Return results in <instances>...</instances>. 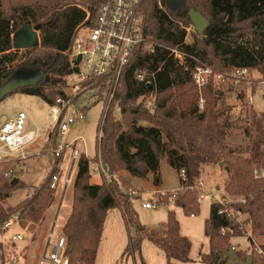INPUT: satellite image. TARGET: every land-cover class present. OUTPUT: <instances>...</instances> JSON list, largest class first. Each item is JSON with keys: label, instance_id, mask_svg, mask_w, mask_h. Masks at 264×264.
Segmentation results:
<instances>
[{"label": "trees", "instance_id": "obj_1", "mask_svg": "<svg viewBox=\"0 0 264 264\" xmlns=\"http://www.w3.org/2000/svg\"><path fill=\"white\" fill-rule=\"evenodd\" d=\"M80 2L88 7L91 17L96 15L99 1ZM191 9L209 25L202 36L193 29V41L186 44ZM85 16L73 6V0H0V86L19 70L41 72L43 79L37 86L14 93L36 96L48 107L54 106L67 87L71 63L66 54L79 27L87 24ZM139 17L142 42L133 46L113 101L99 122L96 157L79 153L74 162L77 174L71 210L62 227L66 257L71 264H94L107 213L118 207L127 227H134L123 256L139 253L147 239L163 252L167 264L190 262L191 242L180 234L174 211L157 231L145 230L136 221L133 197L127 192L129 182L122 177L114 179L120 172L138 179L151 173L158 187L159 164L164 159L178 173L181 188L192 187L204 165L223 164L228 176L224 196L242 199L228 205L235 218L219 204L210 206L204 222L209 251L200 253L198 262L229 264L232 240L250 233V264H264V243L254 248V239L264 240V111L259 116L246 111L249 124L243 132L247 145L228 147L226 138L234 125L225 115L230 108H218L224 92L215 89L211 80L199 90L193 80L197 66L225 75L248 69L264 78V0H143ZM24 25L37 32L40 45L19 56L12 47V36ZM171 48L185 55L182 65L170 55ZM104 81L89 83L86 90L99 88L102 92ZM115 108L119 109V119L113 114ZM58 138L59 127L55 126L49 136L51 147ZM96 158L112 177L110 183L90 182ZM60 161L54 158L41 184L15 207H8L7 201L26 186L17 178L7 180L4 173L8 164H0V224L13 216L18 217L22 229L38 224L52 201L55 191L50 186ZM156 204L171 205L195 216L200 203L195 191L181 189ZM241 217L239 224L236 218ZM237 256L246 262L242 253Z\"/></svg>", "mask_w": 264, "mask_h": 264}, {"label": "rangeland", "instance_id": "obj_2", "mask_svg": "<svg viewBox=\"0 0 264 264\" xmlns=\"http://www.w3.org/2000/svg\"><path fill=\"white\" fill-rule=\"evenodd\" d=\"M193 33L192 26L186 28V44L192 43ZM25 51H19V56L24 55ZM253 78L258 79L259 75L253 72ZM66 83L67 87L64 88L63 97L65 96L74 104L72 105V109H84L85 119L76 127L70 128L63 136V139L59 135L57 144L54 147H51V141L48 139L52 135L55 127L49 118L50 107L39 97L18 92L0 101V109L2 108V114L0 116L1 125L6 121L14 119L15 112L21 110L27 115L23 131H35L37 133L34 142L25 148L27 158L16 163V166L13 167V177L7 179L9 181L13 178L20 179L26 186L25 189L15 192L7 201L8 207H15L19 202L28 198L41 184L45 175L51 169L54 160L53 152L58 144H67L68 148L65 149V155L66 153L67 155L70 154L69 160H65V156L60 158L61 161L59 163L64 167L61 171L57 168L58 172L54 175L60 178L58 188L54 192L52 201L44 211L38 224L30 229L28 226L22 229L18 227L17 222H14L10 228L11 234L20 233L25 237L24 241L16 242L15 244L18 250L21 247L22 249L24 248L23 254L27 260V264L34 263L35 258L43 248L45 237L50 230H53L54 238L60 235L64 236L62 227L71 210L72 191L77 174L76 166L74 163H71L72 151L78 150L91 159L96 157V146L99 138L98 126L104 112L105 90L100 92L99 88L86 90V88L80 87L77 90H73L78 85L73 75L66 78ZM117 87L118 84L116 90ZM244 88L246 93L251 96L252 106H246L242 99L239 101L236 98L232 92L230 83L222 87V92H224L223 100L218 103V108H230L229 113H225V115H229L230 121L234 125L228 131L226 138L228 147H245L248 140L244 136L243 130L249 124V116L247 117L246 115L247 112L259 116L264 111V94L254 92L249 84H244ZM237 100L239 103H236ZM113 114L117 119L120 118L118 108L114 109ZM95 161H98V158ZM11 167L12 165L8 164L7 169ZM159 173L162 181L159 187L153 186V175L151 173L146 179H132L127 173L120 172L114 175V179L122 177L129 182L130 187L127 188V192L133 197V209L136 214V221L145 230L157 231L160 228V224L167 220L168 213L174 211L179 223L180 234L187 237L191 242V261L178 264H200L198 262L199 253H208L209 250L208 240L204 236V222L209 216L210 206L212 204H218L219 202L225 203L226 205L237 204L242 199L224 196L223 188L228 176L223 169V164L222 167L212 164L211 166L204 165L200 169V175L197 179H200L202 182L204 190L207 193L213 194L215 197L214 199H203L199 204V212L195 216L191 217L186 215L180 208L171 205H156L154 209H145L143 204H156L158 200H169L175 195L176 191L182 189L180 187L178 173L164 159L160 161ZM67 178H70V182L66 185L64 181ZM196 181L193 186H195ZM90 182L108 184L99 174H92ZM156 189L158 192L152 193ZM15 217L17 216H13L11 219ZM239 220L242 222L243 218L241 217ZM244 229L249 232L248 226H245ZM132 235H134V227H127L120 208H112L107 213L105 219L94 264H167L163 252L158 250L147 239L142 241L139 253L123 256L129 244V237ZM248 237H250V233H247L245 237L232 240V245L236 250L230 253L229 264H250L249 256L251 248ZM254 241V248L256 249L257 246L264 243L263 239H254ZM238 253H242V255L247 257L245 263L239 259L237 256Z\"/></svg>", "mask_w": 264, "mask_h": 264}, {"label": "built area", "instance_id": "obj_3", "mask_svg": "<svg viewBox=\"0 0 264 264\" xmlns=\"http://www.w3.org/2000/svg\"><path fill=\"white\" fill-rule=\"evenodd\" d=\"M81 0H73V6L85 12V23L77 30L73 41V46L70 52L66 55L70 59L71 69L74 67L73 62L80 56L81 60L78 64V74L73 76L76 78V85L73 90L87 88V84L97 82L104 78L103 83L104 95V112L100 120L103 119L105 112L112 103L115 96L116 86L121 77L122 71L128 63V58L133 46L142 42L140 34V8L143 0H97V12L94 17H91L87 6L80 2ZM153 50L151 49V52ZM170 55L182 65L185 60V55L177 49L171 48ZM193 80L198 89L201 90L211 80L215 89L222 91V87L228 85L232 88V92L238 100H243L246 106H252L250 94L245 91L244 84H249L254 92L264 94V78H253V72L248 69H236L228 75L215 73L212 69L204 66H197L193 70ZM150 84L147 82V85ZM200 109H202L204 100L200 99ZM69 99L65 96L56 100L54 106L50 107L49 118L55 126L59 127V135L61 139L69 131L70 128L76 127L85 119L84 109L74 110ZM27 120V115L24 111H17L14 114V119L6 121L0 126V164H11L5 173V178H11L14 175L13 167L17 162L27 158L25 148L31 145L37 137L35 131L24 132V125ZM49 139V137H48ZM67 144H58L53 157L63 158ZM78 150L72 151V164L79 156ZM65 158V157H64ZM64 166L58 164V169L61 171ZM91 174H99L107 183L112 181V177L103 169L100 160L91 166ZM181 178L185 180V174L181 171ZM259 176L258 173H255ZM60 178L53 176L51 189L54 191L58 188ZM70 178H67L64 183L67 185ZM190 189L197 193V200L200 203L205 198L214 199V195L207 193L202 187V182L197 179L195 186ZM174 193V192H173ZM219 205L224 207V211L229 216L235 218V213L225 203L219 202ZM157 204H143L145 209L151 210L156 208ZM17 222L18 217L10 219L0 224V264H27L24 257L23 249H16V242L24 241V235L17 233L11 234L10 228L12 224ZM236 222L241 224L236 218ZM24 231V230H23ZM233 246L231 251H235ZM66 240L60 235L53 237V230H50L45 237L43 248L35 258L33 264H71L66 257ZM32 264V263H29ZM85 264V263H77Z\"/></svg>", "mask_w": 264, "mask_h": 264}, {"label": "water", "instance_id": "obj_4", "mask_svg": "<svg viewBox=\"0 0 264 264\" xmlns=\"http://www.w3.org/2000/svg\"><path fill=\"white\" fill-rule=\"evenodd\" d=\"M190 23L198 36H202L207 29L209 22L199 12L191 9L188 13ZM40 45L37 32L30 25H24L12 36V47L15 51L28 50ZM80 56L73 62L74 67L69 71V76L78 74ZM43 79L41 72L26 73L21 70L13 73L10 78L0 86V101L8 95L23 88H34ZM47 80V78H46ZM150 85L148 84V87ZM222 167V164L219 165Z\"/></svg>", "mask_w": 264, "mask_h": 264}, {"label": "crops", "instance_id": "obj_5", "mask_svg": "<svg viewBox=\"0 0 264 264\" xmlns=\"http://www.w3.org/2000/svg\"><path fill=\"white\" fill-rule=\"evenodd\" d=\"M14 94H15V93H14ZM12 95H13V94H12ZM12 95H10V96H12ZM7 98H8V97H7ZM239 101H240V100H239ZM236 103H239L238 100H237ZM1 109H2V108H1ZM1 109H0V116H1V114H2V112H1L2 110H1ZM0 126H1V124H0ZM74 148H75V147H74ZM66 152H67V151H66ZM85 155H86V154H85ZM69 158H70V154L67 155V153H66V155H65V160H69ZM69 162H70V161H69ZM71 163H72V160H71ZM211 165H212V164H207L206 166H211ZM159 170H160V164H159ZM148 175H150V173H149ZM148 175H147V176H148ZM129 177H130V176H129ZM74 178H75V176H74ZM130 178H132V177H130ZM146 178H147V177H146ZM132 179H133V178H132ZM161 182H162V181H161V177H160V185H161ZM96 184H97V183H96ZM160 185H159V186H160ZM153 186H154V185H153ZM159 186H158V187H159ZM154 187H155V186H154ZM156 192H158L157 189H156V190H153L152 193H156ZM191 217H193V216H191ZM208 251H209V250H208ZM199 254H200V253H199ZM198 257H199V255H198Z\"/></svg>", "mask_w": 264, "mask_h": 264}]
</instances>
